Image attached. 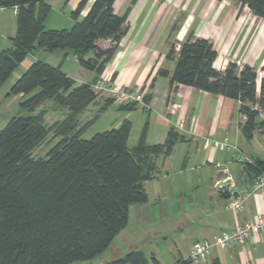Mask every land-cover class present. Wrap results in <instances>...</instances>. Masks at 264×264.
I'll return each instance as SVG.
<instances>
[{
  "label": "trees",
  "instance_id": "16d2710c",
  "mask_svg": "<svg viewBox=\"0 0 264 264\" xmlns=\"http://www.w3.org/2000/svg\"><path fill=\"white\" fill-rule=\"evenodd\" d=\"M88 1L81 0L75 9L70 29H47L43 22L50 7L44 0H0V7L17 9L13 46L0 51V87L35 47L71 50L79 64L98 78L126 32V15L115 12V0H95L78 20ZM239 2L264 19V0ZM217 55L210 39L190 35L179 48L171 43L167 57L176 60L173 72L162 68L158 74L170 77L173 89L187 85L240 101L249 134L257 116L253 106L264 107V75L258 82L254 66L240 68L236 62L218 69L213 64ZM95 81L77 85L60 65L37 60L12 85L9 94H21L23 108L33 111L52 100L67 106L68 115L48 126L42 108L13 116L0 130V264H70L103 253L127 225L130 205L148 201L144 183L155 176L157 158L170 156L181 139L172 127L164 142L148 144L143 131L130 148L129 120L84 138L91 121L80 125L79 117L100 95L92 89ZM145 100L149 102L148 94ZM51 131L60 139L46 156L34 157L32 151ZM104 264L162 263L155 255L131 250Z\"/></svg>",
  "mask_w": 264,
  "mask_h": 264
},
{
  "label": "crops",
  "instance_id": "0c3cea01",
  "mask_svg": "<svg viewBox=\"0 0 264 264\" xmlns=\"http://www.w3.org/2000/svg\"><path fill=\"white\" fill-rule=\"evenodd\" d=\"M44 1L50 7L43 22L45 28L60 29L58 27L61 23L72 26L75 24L74 11L81 0ZM94 1L87 2L78 20L86 16ZM38 6L39 3L37 8ZM66 9L71 11V17H66L64 12ZM114 9L117 14L126 15V32L118 44L115 55L108 62L105 73L116 82L129 87L146 86L151 108L145 110L138 103L135 107L129 108L128 105L132 102L114 101L107 104L106 98L100 99L99 95L87 109L96 102L100 103L99 112L101 113L108 112L112 105L116 106L118 112L115 113L116 118L112 125L117 127L124 120H129L132 124L131 136L136 124L141 123L143 126L138 141L142 132L146 131L145 140L148 144L164 142L168 131L174 127L181 134V139L175 144L172 153L186 146L187 157H189L188 149L195 145L197 156L202 154L207 162L216 166L217 163L222 165L217 166L214 174L210 175L205 189L202 188V182L197 183L196 187H199V190L192 195V201L196 199L199 201L200 215L193 220L194 216L190 217L189 213H185L177 220L178 222L193 220L191 230L181 237V244H179L182 250L173 262V264H183L184 261H190V250L195 241L204 239L214 241L217 236L231 232L247 221L255 220L259 213L264 212V188L248 196L241 210L227 207V201L231 196H245L251 183L259 175L260 169L264 168V129L261 120L256 117L252 130L249 134L247 133L246 124L241 118L240 101L222 94L197 90L187 85H179L173 89L170 77L161 76L158 71L167 68L171 73L173 72L176 60L167 57L171 43L175 42L179 48L180 43L192 35L208 38L213 42L218 52L213 63L216 68L224 69L230 62L235 61L249 64L257 69L258 75L261 71V76L258 78L260 82L264 75L262 69L264 66V19L256 16L247 5L241 7L239 0H115ZM54 12L57 14L53 16ZM64 19L67 21L65 22ZM16 31L15 8L0 7V51L13 46L12 39ZM106 44L108 41H103V45ZM28 56L33 62L42 60L54 66L60 65L63 71L76 80L77 85L82 82H92L98 75L95 71L83 68L71 50L49 51L41 47H35L18 65L23 66L22 73L31 63L22 65L29 58ZM225 59L226 64H223ZM71 60L78 65L73 66V63H68ZM20 75L15 76L9 83L5 99L12 96L13 101H21L23 98L21 94H9L12 85ZM11 77L12 74L6 82ZM4 84L0 87V92ZM0 96L2 104L5 99L3 95ZM180 119L185 121L183 128L177 126V121ZM156 138L159 139L155 140L157 142L150 143ZM224 139L236 145L252 162L258 163L259 168H251L235 159L233 148L216 149L214 147V141ZM161 158L167 157L157 158V166ZM227 177L233 179L234 186L223 190L217 189V182ZM153 178L144 183L148 201L130 205L127 225L108 247L114 250L110 260L131 250L143 251L135 243V237L131 235V221L146 224L157 221L161 217L163 211L157 204L150 203L152 192L147 183ZM159 191L160 189L153 192L158 202L162 197ZM176 216L173 210V217ZM156 258L161 262L158 257ZM104 259H101L99 263L104 264L110 261ZM195 264H264V231L249 238L245 243H235L228 248L214 245L207 258Z\"/></svg>",
  "mask_w": 264,
  "mask_h": 264
},
{
  "label": "rangeland",
  "instance_id": "374dc122",
  "mask_svg": "<svg viewBox=\"0 0 264 264\" xmlns=\"http://www.w3.org/2000/svg\"><path fill=\"white\" fill-rule=\"evenodd\" d=\"M64 12L66 13V17H71V11L66 9ZM56 14L57 13L54 12L53 16ZM59 17H61V15ZM64 21L66 22L67 20L64 19ZM59 26L60 27L58 28L70 29L72 27V25H66V23H61ZM28 57L29 58H27L22 65H27L29 62L31 63L28 66L32 64L33 61L31 57ZM71 61L68 63H73V60ZM75 64L78 65L75 62L73 63V66ZM21 67L23 66H17L12 73V77L4 84L0 92V95H3L4 99L6 97V91L11 80H13L15 76L22 74ZM260 76L261 71H259V77ZM107 97L111 96L104 92L100 93V99H105ZM22 100L23 98L21 101ZM21 101H13L11 96V98L5 99L2 104L0 103V111L2 112V114H0V130L6 126L9 119L13 116H27L39 112L42 108L46 111L45 123L48 126H52L53 123L58 120H63L68 115L67 106L60 104L58 105L52 100H47L44 105L36 108L33 111L23 108L21 106ZM99 110L100 103L96 102L92 104L90 108H86L81 113L79 118L80 125H83L88 120L96 118L95 120L91 121L89 127L85 130L83 134L84 138H90L98 131L111 129L114 126L116 127V125H112V122L116 118L115 113L118 112L116 106L112 105L110 110H108L106 113H101ZM98 114L100 115L96 117ZM142 126L143 125L141 123H137L133 128L132 134L128 140V146L130 148H132L137 143ZM59 139L60 137L56 136L54 131H51L46 139L32 151V155L34 157L46 156L48 150ZM155 140L159 139H152L150 143L157 142ZM195 149V145H192L191 148L188 149L189 157H187L188 151H186L187 148L185 146V148L183 147L178 149L169 157L165 159L161 158V160L158 161V170L155 173V178L150 180L147 183V186L152 192L150 203L153 205L157 204L159 209L163 211L161 213V217L158 218L157 221L151 223L147 222L146 224L140 223L139 221H131V235L135 237V243L140 246L146 255L151 257L154 254L161 260L163 264H173L174 260L178 258V254L180 250H182L180 245L182 239L181 237L191 230V223L195 218H197V216L200 215L199 201L197 199L192 201V195H194V193H198L199 190V187H196L197 183L201 184L202 182V188L205 189L208 180H210V175L214 174L217 169V166L213 163L207 162L202 154L197 156L195 154ZM200 177L201 179H199ZM158 189H160L159 192L162 194L160 202L156 201L154 198L155 196L153 195V192L155 190L158 191ZM173 210L175 216L177 215L176 217H173ZM185 213H189L188 216L190 217L194 216L193 220L178 222L177 220L180 218V216L185 215ZM113 252V248H107V250L93 259L78 260L70 264H101L99 263L100 260L103 258H105L104 260H110L109 258ZM183 254L185 255V253Z\"/></svg>",
  "mask_w": 264,
  "mask_h": 264
},
{
  "label": "built area",
  "instance_id": "2783aa9c",
  "mask_svg": "<svg viewBox=\"0 0 264 264\" xmlns=\"http://www.w3.org/2000/svg\"><path fill=\"white\" fill-rule=\"evenodd\" d=\"M17 11V9H15ZM236 62V61H235ZM238 66L241 68L243 64L239 61L236 62ZM223 64H226V59L223 61ZM92 89L96 93H106L113 97L116 102H136L143 109L150 110V103L145 100V95L147 94L146 86L140 87H129L122 83L116 82L112 77L108 76L105 73V70L95 82L92 83ZM253 109L256 111L257 116L261 120L262 128L264 129V107L258 104L253 106ZM242 120H247V114H242ZM177 126L179 128H183L185 126V121L180 119L177 121ZM214 147L216 149H234V158L238 161L246 164L252 163V161L244 155L240 149L227 141V139L214 141ZM217 166H222L217 163ZM231 177H227L217 182V186L221 181L229 179ZM232 179V178H231ZM234 186V181L232 179V184L229 187ZM226 187V188H229ZM264 188V170L259 173V175L255 178V180L251 183L250 189L245 193L244 197H234L231 196L227 201V207L234 210H241L244 207L245 199L253 194L257 190H261ZM225 189V188H223ZM219 189V190H223ZM264 231V212L258 214L257 218L252 221H247L243 224L238 225L234 230L228 233H223L216 237L214 241L204 239L197 240L192 244L190 250V261L191 264H195L198 261H203L209 255L211 248L214 245H219L222 248H228L230 245L235 243H245L249 238L254 235Z\"/></svg>",
  "mask_w": 264,
  "mask_h": 264
},
{
  "label": "water",
  "instance_id": "95a60500",
  "mask_svg": "<svg viewBox=\"0 0 264 264\" xmlns=\"http://www.w3.org/2000/svg\"><path fill=\"white\" fill-rule=\"evenodd\" d=\"M231 184H232V179L231 178L226 179L219 183V185L217 186V189H223V188L229 187ZM234 194H236L235 191H234Z\"/></svg>",
  "mask_w": 264,
  "mask_h": 264
}]
</instances>
